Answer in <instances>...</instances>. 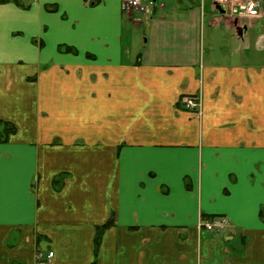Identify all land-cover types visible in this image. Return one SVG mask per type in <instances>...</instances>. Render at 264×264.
I'll return each instance as SVG.
<instances>
[{
	"label": "crops",
	"instance_id": "1",
	"mask_svg": "<svg viewBox=\"0 0 264 264\" xmlns=\"http://www.w3.org/2000/svg\"><path fill=\"white\" fill-rule=\"evenodd\" d=\"M156 3L0 2V264H264V0Z\"/></svg>",
	"mask_w": 264,
	"mask_h": 264
},
{
	"label": "built area",
	"instance_id": "2",
	"mask_svg": "<svg viewBox=\"0 0 264 264\" xmlns=\"http://www.w3.org/2000/svg\"><path fill=\"white\" fill-rule=\"evenodd\" d=\"M205 0H201L202 4ZM214 4L224 13L230 16L258 17L261 14L263 0H212ZM157 6L156 0H122L123 11L129 15L141 14L151 15ZM186 109L193 111H201L202 103L199 96H188L183 99ZM225 218H217L212 221H205L199 224V227L206 228L209 231H221L228 226ZM39 258L50 260L54 256L53 251L46 254L39 252Z\"/></svg>",
	"mask_w": 264,
	"mask_h": 264
},
{
	"label": "trees",
	"instance_id": "3",
	"mask_svg": "<svg viewBox=\"0 0 264 264\" xmlns=\"http://www.w3.org/2000/svg\"><path fill=\"white\" fill-rule=\"evenodd\" d=\"M16 2L17 4L21 6H28L29 5V0H0L1 3H7V2ZM60 50L61 51H71V52H76V49L74 47H70L67 45H60ZM0 126L4 128L3 132H1V140H7L10 134H13L16 132V127L9 122H4L0 121ZM261 216L264 218V210L261 211ZM113 225V220H109L106 224L103 226L97 227V234L95 238V255L98 256L100 245H101V240H102V234L104 230L109 228L110 226ZM96 264V261L93 263Z\"/></svg>",
	"mask_w": 264,
	"mask_h": 264
},
{
	"label": "rangeland",
	"instance_id": "4",
	"mask_svg": "<svg viewBox=\"0 0 264 264\" xmlns=\"http://www.w3.org/2000/svg\"><path fill=\"white\" fill-rule=\"evenodd\" d=\"M125 18H127V16H125Z\"/></svg>",
	"mask_w": 264,
	"mask_h": 264
}]
</instances>
